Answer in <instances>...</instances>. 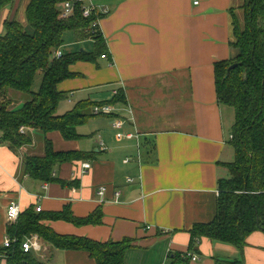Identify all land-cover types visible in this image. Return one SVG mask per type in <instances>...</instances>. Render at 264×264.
I'll list each match as a JSON object with an SVG mask.
<instances>
[{
  "label": "crops",
  "instance_id": "1",
  "mask_svg": "<svg viewBox=\"0 0 264 264\" xmlns=\"http://www.w3.org/2000/svg\"><path fill=\"white\" fill-rule=\"evenodd\" d=\"M94 1L109 11L100 21L103 52L72 64V78L57 85L66 96L59 114L87 101L92 116L77 128L78 140L66 141L58 131L46 135L56 153L91 157L57 166L58 183H40L24 174L22 159L42 157L43 138L31 134L32 144L19 150L0 139V248L8 230L6 212L14 201L20 213L68 209L85 220L99 211L98 225L42 224L58 235L100 243L132 240L124 264H170L173 255L188 252L194 226L213 220L218 182L228 177L224 164L233 162L228 142L235 116L217 102L213 69L234 57L229 11L242 22L244 0H197L198 5L196 0ZM14 8L0 12L1 35ZM73 32L68 51L60 48L62 55L95 53L92 39ZM79 40L89 48L74 49ZM117 91L124 94V104H112ZM105 104L114 112L95 116L94 108ZM117 120L123 123L120 129L113 128ZM120 133L138 138H119ZM87 163L90 168L84 170ZM194 247L191 253L198 260L187 264H215L216 258L264 264L262 232L250 235L242 253L206 238L197 239ZM43 249L34 255L44 264H97L83 251L57 250L47 243Z\"/></svg>",
  "mask_w": 264,
  "mask_h": 264
},
{
  "label": "trees",
  "instance_id": "2",
  "mask_svg": "<svg viewBox=\"0 0 264 264\" xmlns=\"http://www.w3.org/2000/svg\"><path fill=\"white\" fill-rule=\"evenodd\" d=\"M15 1L0 0V12L12 8ZM64 1L26 0L24 16L29 29L9 16L4 23L3 35L0 34V139L11 149L19 150L32 144L31 134L43 138L44 155L27 154L22 159L24 174L40 183H58L54 178L57 166L91 157L82 152L56 153L46 138L47 134L56 131L66 141L82 137L77 128L92 116L93 107L85 101L77 103L69 112L59 114L58 105L66 96L57 90V85L72 78L74 74L69 69L72 64L89 61L90 55L103 52L101 35L92 36L87 31L91 20L81 16L80 8L67 20L59 17ZM241 9L244 11L242 22L234 11H229L230 47L234 57L219 61L213 69L217 102L232 109L235 116L230 130L232 138L228 142L234 152L233 162L224 164L228 177L218 182L219 196L213 220L209 224L195 225L190 231L189 253L195 251V242L199 238L228 244L242 253L251 234H264V0H244ZM68 31H80L92 39L95 53L83 51L55 58L54 53L61 48ZM234 64L236 67L228 74L227 70ZM39 72L42 81L35 91V77ZM18 100L22 101L21 106ZM115 103H125L122 92L117 91L112 104ZM22 127L25 129L23 134L19 131ZM45 220L98 225L101 212L81 220L73 217L68 209L43 215L29 208L20 214L13 226L7 227V234L19 241L37 235L54 249L86 252L97 264H124L125 253L132 247L133 241L129 239L120 243H100L58 235L42 224ZM0 259L7 264H44L33 253H24L19 244L9 249L1 247ZM188 261L182 254H175L170 264H187ZM215 264L244 263L216 258Z\"/></svg>",
  "mask_w": 264,
  "mask_h": 264
},
{
  "label": "built area",
  "instance_id": "3",
  "mask_svg": "<svg viewBox=\"0 0 264 264\" xmlns=\"http://www.w3.org/2000/svg\"><path fill=\"white\" fill-rule=\"evenodd\" d=\"M199 2L196 0L194 2V5H198ZM80 8L81 10V16H83L87 20H91L89 27L87 28V31L92 35V36H102V31H100V21L102 20L103 17L107 16L109 14V11L106 7L104 6H99L95 4L94 0H65L60 8V13L59 17L62 18L63 20H67L71 18L75 11ZM55 58H60L62 57V52L60 50L56 51L54 53ZM102 59H106V55L101 56ZM117 94V92H115ZM114 112V109L110 105H100V107L94 108V115L95 116H100V115H110ZM123 123L120 121H116V123H113V128L114 129H120L122 128ZM20 133L23 134L25 132V129L22 127L20 128ZM119 138H124V139H131V138H138V135L136 134H117ZM232 138V137H231ZM230 138V139H231ZM83 169L87 170L90 168L89 164H83ZM128 182H132V180L127 179ZM46 188V186H44ZM105 187L100 188L99 190V195H103L105 191ZM115 200L114 202H118L119 198V192L115 193ZM36 213H40L41 209L36 208L35 210ZM7 217H6V226L10 227L13 226L19 216H20V209L17 203L14 201L8 206L7 209ZM17 238L12 239L9 237L8 234L5 235L3 241H2V247L4 249H9L12 248L13 245L19 244L22 251L26 254H29L30 252L33 254H39L41 253L43 249V241L37 236V235H30V237L25 238L23 241H19ZM182 258L184 259H189L191 262H195L198 260L197 255H193L192 253L186 252L185 254L182 255ZM4 260V259H0Z\"/></svg>",
  "mask_w": 264,
  "mask_h": 264
},
{
  "label": "rangeland",
  "instance_id": "4",
  "mask_svg": "<svg viewBox=\"0 0 264 264\" xmlns=\"http://www.w3.org/2000/svg\"><path fill=\"white\" fill-rule=\"evenodd\" d=\"M26 0H16L15 2H14V4H15V8L13 9V10H11L12 11V14L10 15V17H14V16H16L15 18L16 19H21V14H22V9H23V7H25L26 6ZM24 18H25V16H24ZM19 19H18V21H19ZM24 23H21V24H23V26H24V28L26 29V30H28L29 29V27H28V25H27V21H26V18L24 19ZM70 34H72V36L73 35H75L74 34V32L73 31H68V33H66L65 35H64V37H63V44H62V46H61V49L64 51V50H66V51H68V48L66 47V44H68V43H70V41H72L71 39V35ZM82 34V36H83V34L84 33H80V32H78L77 33V35H81ZM85 39V38H84ZM86 40H84L83 42H81V40H79L78 41V46L76 47V48H74V49H78V51H81L82 50V48H85V49H87V48H89V46H86ZM88 43V42H87ZM60 50V49H59ZM42 73L41 72H39L37 75H36V80H35V84H34V87H33V90H35V91H37L38 89H39V85H40V83H41V81H42ZM19 99V98H18ZM21 100V99H20ZM20 100H18V102L17 103H19V102H22V101H20ZM63 108V107H62Z\"/></svg>",
  "mask_w": 264,
  "mask_h": 264
},
{
  "label": "water",
  "instance_id": "5",
  "mask_svg": "<svg viewBox=\"0 0 264 264\" xmlns=\"http://www.w3.org/2000/svg\"><path fill=\"white\" fill-rule=\"evenodd\" d=\"M235 67H236V64L232 65V66L227 70L228 74H229V73L231 72V70H233Z\"/></svg>",
  "mask_w": 264,
  "mask_h": 264
}]
</instances>
